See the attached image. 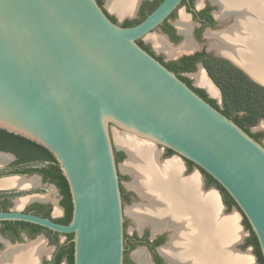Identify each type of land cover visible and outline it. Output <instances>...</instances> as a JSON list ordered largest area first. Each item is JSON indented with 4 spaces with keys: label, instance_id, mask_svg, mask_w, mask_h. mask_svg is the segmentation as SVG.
<instances>
[{
    "label": "water",
    "instance_id": "1",
    "mask_svg": "<svg viewBox=\"0 0 264 264\" xmlns=\"http://www.w3.org/2000/svg\"><path fill=\"white\" fill-rule=\"evenodd\" d=\"M143 1L123 17L134 16ZM183 1L163 0L144 21L123 27L98 0H0V129L47 149L60 164L73 201L67 225L17 210L1 212L0 221L72 234L74 264H124L115 126L212 176L237 204V217L249 221L264 257V145L139 44ZM0 158V169L17 159L1 150ZM8 176L0 182L19 183L0 189L32 184L29 175ZM210 191L224 214L222 195ZM237 243L232 250L240 253Z\"/></svg>",
    "mask_w": 264,
    "mask_h": 264
},
{
    "label": "flooded vegetation",
    "instance_id": "2",
    "mask_svg": "<svg viewBox=\"0 0 264 264\" xmlns=\"http://www.w3.org/2000/svg\"><path fill=\"white\" fill-rule=\"evenodd\" d=\"M203 1L184 0L181 3V5L186 6V12L184 11L183 14L188 17L190 23V31L188 34L182 32L179 28L177 24L179 20L175 23H171L170 21L175 11L181 5L159 28L161 33L167 37L168 43L173 48L177 49L188 39L193 46L192 49L182 50L184 52L181 51L170 57L162 50L161 52L164 54H158L154 49L155 44L153 41L150 39V44H148L145 38H143L140 41L146 47L145 49L167 68L176 73L182 80L186 79L190 85L186 83L190 87L204 91L207 97L214 101L216 100L203 89L206 88L205 86L196 84V75L202 71L211 86L213 88H219L220 90L219 85L212 79L205 65V61L207 60H219L216 66L223 74H225L226 70L228 72L233 69L238 75L246 76L252 83L264 88V5H257L256 11H252V9H250L251 7L244 4L245 1H242L240 6L235 4L236 6L225 11L221 4L215 0ZM100 2L110 18L116 23L124 25L126 21H131L126 20L124 22H119V20L111 15L105 8V0H100ZM145 2L146 0L142 2L140 10H142V6ZM260 2L264 3V0H260ZM200 3L201 5H199ZM141 19L142 16L139 20ZM220 92L222 94L221 90ZM255 127L256 126L250 129V133L252 135L262 134L259 137V142L264 145L263 133H255L253 130ZM122 153V160L127 162L129 159L127 153L125 151ZM174 156L178 155L172 150L164 148L159 156V160L165 163L166 161L175 160ZM179 159L184 164L183 166L181 164V166L185 177L191 176V174H198L200 176L201 189L203 192H208L205 190L215 187L209 185L208 177L204 171L196 165L190 164V161L186 159L180 157ZM16 161L17 159L13 161L12 165L8 168L11 170L15 169L12 166ZM196 169H198V172L194 173ZM37 175L41 176L40 174ZM41 177V181L34 182L30 187L40 188L41 186L44 187L48 185L53 188L54 186V189L60 194L59 205H61L62 196L60 189L54 183L45 181L43 176ZM121 178L125 217L124 264H184L182 262L187 260L184 258V253H182V251L181 253L179 252L178 254H181V256L177 254L180 258L176 256V249L174 246L175 238L173 237L175 231L174 227H157L158 225L153 223L150 219L142 216L137 217L135 213H133L134 208L151 202L141 197L136 189L132 187L134 178L131 173L126 172L125 176L121 175ZM124 179L130 181L128 187L123 184ZM26 191L28 190L21 189L6 193L0 192V194L8 195L0 197V213L15 210L20 211L16 204L18 200L13 197ZM10 195H12V198ZM33 200L34 201H31L21 211L46 217L44 215L50 210L48 218L56 222L64 217L65 209L62 205L61 207L64 210L63 214L61 216H56L54 214L55 205L53 202H49L41 197ZM144 200L146 201L144 202ZM37 205L41 207H37ZM127 205L130 206L129 209H127ZM160 215L161 214H158V216ZM163 216L165 217L163 224H165L168 221V216ZM38 241L43 242L44 251L37 255L34 264H69L68 258L65 255V247L70 244L73 239L69 241L68 235L49 231L46 228L43 230L40 229L38 225L15 220L0 221V264H22L21 260L23 259L21 258H23L27 250ZM194 247L198 246L194 245ZM235 249L239 251L238 248L235 247ZM181 257L183 259H181ZM18 259L20 260L18 261Z\"/></svg>",
    "mask_w": 264,
    "mask_h": 264
},
{
    "label": "bare ground",
    "instance_id": "3",
    "mask_svg": "<svg viewBox=\"0 0 264 264\" xmlns=\"http://www.w3.org/2000/svg\"><path fill=\"white\" fill-rule=\"evenodd\" d=\"M215 1L221 4L225 11L233 6H240L242 1H245L244 4L250 6L251 8H249L252 11H256L257 5H264L260 0ZM137 3L138 0H108V7L118 15L126 16L134 13ZM177 24L182 32L189 33L190 23L187 17L181 15V19ZM151 40L158 49L167 51L170 56L182 50L193 48L188 39L185 40L178 51L171 50L161 38L153 37ZM196 79L211 94H215V90L204 73L199 72ZM119 142L129 153V159L124 169L133 175L134 181L132 187L136 189L141 197L151 202L134 208L133 213L137 217L142 216L150 219L158 225L157 227H174L173 237L175 238L176 256L182 251L185 255L184 258L187 259L184 262L181 260L182 263L248 264L246 259H241L232 250L233 244L238 241L236 238L233 242V237L236 236L234 234L236 232L234 219H230L222 213L218 196L213 191H209L213 193H203L201 191V179H199L200 176L198 174L199 177L197 175L190 178L189 176L185 177L184 173L182 176L183 169L181 163L177 160L165 163L160 162L159 153L152 145L138 141L127 135H121ZM0 162H3L1 158ZM10 183L11 181L9 183L0 182V186L10 185ZM158 214L161 215L158 216ZM163 215L168 216V221L165 224H163L165 219ZM227 225L232 227L231 230L227 229ZM197 235L200 239L198 238L197 242H195ZM196 244H198V247H194ZM43 251L44 244L42 241H38L21 258L23 259L21 260L22 264H34L37 255ZM178 255L181 256V254ZM181 259L183 258L181 257Z\"/></svg>",
    "mask_w": 264,
    "mask_h": 264
},
{
    "label": "trees",
    "instance_id": "4",
    "mask_svg": "<svg viewBox=\"0 0 264 264\" xmlns=\"http://www.w3.org/2000/svg\"><path fill=\"white\" fill-rule=\"evenodd\" d=\"M163 0L146 1L142 6L141 20L126 21L123 27H131L138 25L151 14ZM99 4L102 6L100 0ZM113 20V19H112ZM114 21V20H113ZM139 44L146 48L139 40ZM219 60H207L205 65L212 79L219 85L223 95V107L219 106L216 101L209 99L204 91L193 88L202 98L208 101L211 105L219 109L223 114L233 120L246 133L259 142V137L262 134L252 135L250 129L264 121V88L252 83L246 76L238 75L233 69L225 71L223 74L217 69L216 64ZM184 82H189L184 79ZM190 85V84H189ZM0 150L13 153L17 157V161L12 167L15 169L4 170L0 176L4 175H32L40 174L45 181L54 183L59 189L62 196L61 205L65 209L64 217L58 222L67 225L71 222L73 216V201L68 181L63 175L60 164L55 157L44 147L21 136L9 133L0 129ZM123 158L122 152H116V159L119 163ZM35 164H43L41 167L34 166ZM190 164L195 165L190 162ZM205 173V172H204ZM208 177L209 185L218 188L224 198V203L228 209H232L237 204L227 191L210 175ZM5 195V194H4ZM0 194V197L4 196ZM14 195V194H13ZM8 196V195H5ZM37 207H41L37 205ZM50 210L44 215L49 217ZM244 226L249 232L244 248L252 247L257 257L259 264H264L259 240L254 233L249 221L244 217ZM40 229L45 228L38 226ZM50 231V230H49ZM69 241L73 239V235H68ZM65 255L68 258L69 264H74V242L72 241L65 247Z\"/></svg>",
    "mask_w": 264,
    "mask_h": 264
},
{
    "label": "rangeland",
    "instance_id": "5",
    "mask_svg": "<svg viewBox=\"0 0 264 264\" xmlns=\"http://www.w3.org/2000/svg\"><path fill=\"white\" fill-rule=\"evenodd\" d=\"M147 1V0H146ZM197 2V1H196ZM204 2V1H203ZM105 8L109 11V13L111 14V15H113V16H115L118 20H119V22H124V21H126V20H131V21H134V20H139L140 19V17L142 16V14H141V10H140V8L141 7H139V9L137 10V12H136V14L134 15V16H127V17H123V16H120V15H118L116 12H114V11H112L109 7H108V0H105ZM185 9H186V6L185 5H181L176 11H175V13H174V15H173V17H172V19L170 20L171 21V23H175L176 21H178V20H180L181 19V15H184L183 14V12L185 11ZM186 12V11H185ZM185 17H187V16H185ZM187 19H188V17H187ZM189 20V19H188ZM153 37H158V38H161V39H163L164 41H165V43L167 44V46H169V48H171V50H179V49H181V47H182V45L184 44H182L180 47H178L177 49L176 48H173L163 37H161V30H156L154 33H153V36L151 37V38H153ZM151 38H145V41L148 43V44H150V42H149V40L151 39ZM153 48H154V46H153ZM155 50H156V52L158 53V54H164L163 52H161V49H158L156 46H155V48H154ZM162 51H164V52H166L169 56H170V54L167 52V51H165V50H162ZM181 51V50H180ZM182 52H184V51H182ZM179 53V52H178ZM177 53V54H178ZM176 55V54H175ZM171 57V56H170ZM200 72H202V71H200ZM203 73V72H202ZM196 77H197V75H196ZM196 81H198L197 79H196ZM196 84L198 85L199 84V82H196ZM199 85H202V84H199ZM203 86V85H202ZM206 89V88H205ZM214 90H215V94H212L211 95V97H213L216 101H217V103H218V105L219 106H221V107H223V96H222V94H221V92H220V90H219V88H213ZM208 90V89H207ZM209 92V91H208ZM210 93V92H209ZM211 94V93H210ZM254 132L255 133H263V141H264V122H261V123H259L254 129ZM111 131H112V137H113V141H114V146H115V149H116V152H124V150L121 148V147H123L121 144H120V142H119V137L121 136V135H126V134H124V132H123V130H121V129H119V128H117V127H115V126H111ZM127 136H129V135H127ZM129 137H131V136H129ZM131 138H133V137H131ZM135 139V138H134ZM117 140V141H116ZM136 140H138V141H141V140H139V139H136ZM142 142H144V141H142ZM144 143H146V142H144ZM147 144H149V143H147ZM149 145H151V144H149ZM153 146V145H152ZM156 150H157V152L159 153V156L161 155V153H162V150L164 149V147H162V146H153ZM174 158H175V160H177V161H179L181 164H182V166L184 165L183 164V162H181V160L179 159V157L178 156H174ZM128 159V158H127ZM160 161V160H159ZM160 162H163V161H160ZM167 162V161H166ZM126 161L125 160H121L118 164H119V170H120V180H121V185H122V178H121V175H124L125 176V174H126V172H128V171H126L125 169H124V167H125V165H126ZM12 165V163L9 165V166H7V167H4V168H2V169H0V173L1 172H6V171H4V170H9V168L8 167H10ZM34 166H37V167H41V166H43V164H35ZM197 173L198 172V169H196L195 171H194V173ZM132 175V174H131ZM197 175V174H196ZM133 176V175H132ZM192 176H194V175H192L191 174V176H189V178L190 177H192ZM198 176V175H197ZM3 178L2 180H6V178H8L9 176L8 175H4V176H0V178ZM35 177H37V174H32V175H30V176H28V179H29V181L33 184L34 182H37V180H34V179H36ZM199 177V176H198ZM200 178V177H199ZM201 179V178H200ZM1 179H0V181H2ZM133 180V179H132ZM129 180H123V184L126 186V187H128L129 186ZM213 188H216V187H213ZM210 189L211 188H209V189H207V190H205V191H210ZM28 191H26V192H24V193H21V194H17V195H15V197H13V198H15L16 200H18V201H20L21 202V205H19L18 206V210H22L25 206H27L31 201H34L33 199H36V198H43V199H46V200H48L49 202H54L55 204H56V210H55V212H54V214L56 215V216H61L62 215V207H61V205H59V200H60V194H59V192L56 190V189H54V188H52V187H49L48 185H45L44 187H40V188H32V187H30L29 189H27ZM216 190L220 193V195H222V193H221V191L220 190H218V188H216ZM0 192L1 193H6V192H9V191H7V190H3L2 188L0 189ZM204 193V192H203ZM208 193H213V192H208ZM11 196V198H12V195H10ZM14 196V195H13ZM222 202H223V204L225 205V203H224V198H223V196H222ZM146 200H144V202H145ZM15 207V206H14ZM129 205H127V209H129ZM58 212V213H57ZM237 214H239V215H241L240 214V211H239V209L237 208V207H233L232 209H226L225 210V213H224V215L226 216V217H229L230 219L232 218V219H234V228L236 229V232L234 233V234H236V236H234L233 237V234H232V237H233V241H235V239L237 238L238 239V243L237 242H235V243H237L236 244V247L239 249V252L240 253H238V252H236L237 254H238V256L241 258V259H246L247 261H248V264H259L258 263V261H257V258H256V255H255V253H254V250H251V248L252 247H246V248H244L243 246H244V244H245V241H246V239H247V237L249 236V232L246 230V228H245V226H244V219L243 218H238L237 217ZM228 218V219H229ZM227 229L229 230H231V228H230V225H227ZM235 231V230H234ZM234 243V244H235ZM224 249H226L225 247H224ZM249 251H251L252 253H249ZM255 258V259H254Z\"/></svg>",
    "mask_w": 264,
    "mask_h": 264
},
{
    "label": "crops",
    "instance_id": "6",
    "mask_svg": "<svg viewBox=\"0 0 264 264\" xmlns=\"http://www.w3.org/2000/svg\"><path fill=\"white\" fill-rule=\"evenodd\" d=\"M183 173V172H182ZM200 179V178H199ZM19 182H17V181H11V184H18ZM31 183V182H30ZM201 183V182H200ZM201 191H202V189H201ZM203 192V191H202ZM53 204L55 205V210H56V204L53 202ZM58 213V212H57ZM62 214H63V212H62ZM230 228H232V227H230ZM231 236V235H230ZM234 242V241H233Z\"/></svg>",
    "mask_w": 264,
    "mask_h": 264
}]
</instances>
